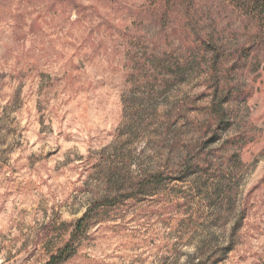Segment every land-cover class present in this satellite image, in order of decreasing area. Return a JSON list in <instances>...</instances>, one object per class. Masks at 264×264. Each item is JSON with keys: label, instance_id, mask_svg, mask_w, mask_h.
<instances>
[{"label": "rangeland", "instance_id": "obj_1", "mask_svg": "<svg viewBox=\"0 0 264 264\" xmlns=\"http://www.w3.org/2000/svg\"><path fill=\"white\" fill-rule=\"evenodd\" d=\"M151 12L0 0V264H45L102 200L62 264H264V40L198 3L214 93L212 53Z\"/></svg>", "mask_w": 264, "mask_h": 264}, {"label": "trees", "instance_id": "obj_2", "mask_svg": "<svg viewBox=\"0 0 264 264\" xmlns=\"http://www.w3.org/2000/svg\"><path fill=\"white\" fill-rule=\"evenodd\" d=\"M201 1H217L232 7L242 19L248 20L253 26L255 33L254 36L250 38V42L253 43L257 42V40L259 42L264 40V0H147L152 11L151 13H157L156 23H158L159 26L164 27L169 21L174 23L175 20H179L177 15H181L180 21H184L186 25L189 26V28H186L188 29V35H185L187 40H191L190 38H192L193 43L199 45V49L212 53L209 66L212 71L211 82L213 83L215 93V90L221 85L220 80L222 79V72L218 70V67L221 61L225 60L226 57L223 56L222 52L218 51L219 49L213 44L212 39H206L196 30V25L198 23L197 20L194 19V15L197 14L198 3ZM199 30L201 31V29ZM160 32L164 33V30L160 29ZM172 34H174L173 31L169 33L170 36ZM240 51L242 52V50ZM225 94L226 92L224 95ZM228 101V97L221 99V101L217 103L213 100L211 112H213L216 127L224 123L221 109L222 104ZM160 179L161 176L159 174H157V176L149 175L143 177L138 183V188L140 191L149 190L151 187L159 184L161 182ZM116 203L117 202L114 201L108 202L107 200H102L93 204L81 219L75 222V226L66 245L58 249L45 264L64 263L66 259L71 256L74 243L78 240L81 233L91 224L92 214L101 207H111Z\"/></svg>", "mask_w": 264, "mask_h": 264}]
</instances>
